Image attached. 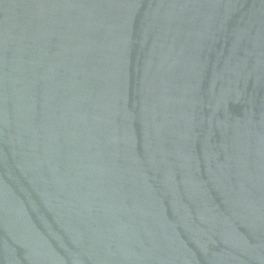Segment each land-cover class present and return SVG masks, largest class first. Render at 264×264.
<instances>
[{"label": "water", "instance_id": "1", "mask_svg": "<svg viewBox=\"0 0 264 264\" xmlns=\"http://www.w3.org/2000/svg\"><path fill=\"white\" fill-rule=\"evenodd\" d=\"M0 264H264V0H0Z\"/></svg>", "mask_w": 264, "mask_h": 264}]
</instances>
